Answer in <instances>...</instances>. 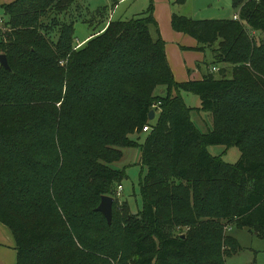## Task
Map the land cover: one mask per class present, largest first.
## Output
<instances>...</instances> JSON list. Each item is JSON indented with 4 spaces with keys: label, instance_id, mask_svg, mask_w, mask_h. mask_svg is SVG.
Wrapping results in <instances>:
<instances>
[{
    "label": "trees",
    "instance_id": "trees-1",
    "mask_svg": "<svg viewBox=\"0 0 264 264\" xmlns=\"http://www.w3.org/2000/svg\"><path fill=\"white\" fill-rule=\"evenodd\" d=\"M79 1L1 6L10 71L0 66V223L16 264H225L241 249L226 224L264 239V0H231L237 19L172 12L171 28L196 41L190 49L209 47L219 75L182 82L151 0L81 45L67 15ZM180 91L199 96L210 130L191 120ZM209 145L240 156L225 162ZM137 146L142 209L113 202L108 224L95 208L126 177L111 164Z\"/></svg>",
    "mask_w": 264,
    "mask_h": 264
},
{
    "label": "rangeland",
    "instance_id": "rangeland-1",
    "mask_svg": "<svg viewBox=\"0 0 264 264\" xmlns=\"http://www.w3.org/2000/svg\"><path fill=\"white\" fill-rule=\"evenodd\" d=\"M151 1L153 3V16L158 22V29L164 33L167 29L172 35L170 23L172 12L197 20L228 19L232 18L234 13L237 12L236 8L232 6L231 0H185L183 3H170L168 0ZM79 4L78 9L75 8L76 10H74L72 6L73 10L70 9L71 11L69 10L67 13L68 17L71 15L73 17L77 16L74 23L75 41L76 39L80 41L83 36L96 31L111 19H130L139 16L147 10L150 0H80ZM0 18H3V21L6 19L4 9L1 7ZM87 21H91L92 24L89 25ZM152 32L155 35L153 29ZM186 37L192 39L196 44L191 36L186 35ZM162 39L164 44L168 46V62L177 82H182L184 76L191 79L202 77L208 71L213 72L216 77L219 76L218 72L213 69V66L217 64L213 62L212 51L209 47L203 50H194L190 47L188 49L186 46L179 47V40H175L173 37L167 38L164 34ZM180 42L181 45L185 43L183 40H180ZM182 51H188L186 55L184 54V58L182 57ZM189 52H192V56ZM184 63L188 65V68H184ZM195 68L198 70L197 74L191 72ZM154 94L164 96L166 94L165 86H158ZM180 95L184 103L192 108L190 117L195 125L203 132L210 130L212 127L211 115L209 112L197 110L200 105L199 96L191 91H180ZM157 118L158 113L156 112L151 121L156 122ZM138 142L142 144L143 138ZM208 151L212 155H221L222 159L228 163L236 162L240 156V152L236 147H230L225 151L223 145H209ZM140 157V146L123 147L122 157L111 164L113 168L124 171L126 175L121 181V194L119 196L116 194V188L114 196H112L118 210L120 208L118 205L120 206L122 202H126L134 213L142 209L143 199L139 186V177L142 174ZM231 225L229 223L224 226V234L237 238L241 249L237 253L227 256L225 264H264V239L250 232L247 228H236ZM13 247L8 245L1 249L0 264H16V251Z\"/></svg>",
    "mask_w": 264,
    "mask_h": 264
},
{
    "label": "crops",
    "instance_id": "crops-1",
    "mask_svg": "<svg viewBox=\"0 0 264 264\" xmlns=\"http://www.w3.org/2000/svg\"><path fill=\"white\" fill-rule=\"evenodd\" d=\"M12 1H14V0H0V7L3 5V4H8V3H10V2H12ZM2 8V7H1ZM156 17V16H155ZM157 18V17H156ZM4 22L5 21H3V18H1V23H0V31H1V29H3V26H4ZM158 23V22H157ZM166 29V28H165ZM172 29V28H171ZM159 32H160V30H159ZM161 37L163 38V36H164V34H165V36H167V38H171V37H173L175 40L177 39V40H179V47H182V46H186V47H195L196 46V44L194 43V41L192 40V39H190V38H187L186 37V35L185 34H183V33H179V32H175L173 29H172V33H173V35L170 33V32H168L167 31V29L165 30V33L164 32H162V30H161ZM91 35H92V32H90V33H88V34H86L85 36H83V38L79 41L78 39H76V43H78L79 45H81V44H83L86 40H88L90 37H91ZM180 40H183L185 43H184V45H181V42H180ZM191 51V50H190ZM165 52H166V56H167V60H168V46H167V44H165ZM186 52H188V51H186ZM186 52H183L182 51V57L184 58V54L186 55L187 53ZM190 54H191V56H192V52H189ZM195 56V55H194ZM185 60V59H184ZM190 60V59H189ZM171 67V66H170ZM184 68H188V65H185V63H184ZM191 72L193 73V74H197V72H198V70H197V68H195V69H192L191 70ZM194 76V75H193ZM195 79H200L201 77H194ZM188 79H191L190 77H186L185 78V76H184V79H183V81L184 80H188ZM250 232H252V233H254L255 235H257L258 236V234H257V232H255V231H251V230H249ZM234 237V236H233ZM235 238V237H234ZM236 240H237V242H238V239L237 238H235ZM13 241H14V239H13V237H12V235H11V232H10V230L5 226V225H3L2 223H0V251H1V249H3L4 247H6V246H8V245H12V247H13ZM239 243V242H238ZM239 245H240V243H239ZM240 247H241V245H240ZM14 248V247H13ZM237 253V252H236ZM235 254V253H234ZM11 255V254H10Z\"/></svg>",
    "mask_w": 264,
    "mask_h": 264
},
{
    "label": "water",
    "instance_id": "water-1",
    "mask_svg": "<svg viewBox=\"0 0 264 264\" xmlns=\"http://www.w3.org/2000/svg\"><path fill=\"white\" fill-rule=\"evenodd\" d=\"M0 66L10 71V67L5 54L0 53ZM154 118V110L149 111L148 119L152 120ZM114 198L109 195H102L98 206L95 208L96 211L101 212L106 218L107 223H111L112 219V205Z\"/></svg>",
    "mask_w": 264,
    "mask_h": 264
},
{
    "label": "built area",
    "instance_id": "built-area-1",
    "mask_svg": "<svg viewBox=\"0 0 264 264\" xmlns=\"http://www.w3.org/2000/svg\"><path fill=\"white\" fill-rule=\"evenodd\" d=\"M233 18H234V19H237L238 16L234 14V15H233ZM0 23H1V18H0ZM149 129H150V127H149L148 125H144L143 128H142V131H143V132H146V131H148ZM121 190H122V186L119 185V186L117 187V189H116V194H117L118 196L121 194Z\"/></svg>",
    "mask_w": 264,
    "mask_h": 264
}]
</instances>
